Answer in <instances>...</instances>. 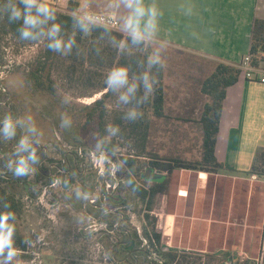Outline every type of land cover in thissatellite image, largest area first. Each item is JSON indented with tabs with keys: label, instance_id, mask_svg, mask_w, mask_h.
<instances>
[{
	"label": "rangeland",
	"instance_id": "rangeland-1",
	"mask_svg": "<svg viewBox=\"0 0 264 264\" xmlns=\"http://www.w3.org/2000/svg\"><path fill=\"white\" fill-rule=\"evenodd\" d=\"M45 6L66 11L56 4ZM121 33L134 38L133 34ZM46 38L45 33L38 41L18 40L0 16V186L15 174L19 182L30 184L31 193L23 199L20 183L11 181L5 186L22 205L16 224L25 248L9 249L15 250L11 259L9 251L5 255L3 250L0 264H114V247L124 244L125 237H131L136 248L143 249V239L147 243L144 233L151 231L144 220L143 204L126 187L124 171L116 158L141 151L137 158L139 172L147 169L150 154L199 160V117L209 102V97L200 92V84L211 70L205 67L203 74L196 72L186 63L194 56L139 39L144 49H130L127 54L158 57L163 117L144 112L149 120L147 143L140 150L126 125L135 112L125 103L130 87L138 82L144 86L149 76L142 69L139 73L125 72V82L115 85L104 101V142L114 148L107 153L93 149L94 143L74 127L73 118L81 119L84 108L105 93L103 86H109L111 73L118 69L89 65L83 56V43L69 57L67 40L43 58ZM141 57H137L138 62ZM36 69L46 91L35 90L26 79L25 74ZM8 119L13 124L11 135L3 131ZM117 119L120 123L115 125ZM30 154L34 158L28 157ZM21 160L27 171L17 174ZM263 197L264 184L249 181L248 173L174 170L167 193L155 197L149 217L154 220L156 233L161 232L159 222L164 221L166 236L172 234L174 224L173 237L162 238L161 245L177 254L228 251L240 260L259 264ZM157 258L153 256L147 262L139 258L133 264H151ZM116 260L120 264L122 254ZM131 262L129 259L125 264Z\"/></svg>",
	"mask_w": 264,
	"mask_h": 264
},
{
	"label": "trees",
	"instance_id": "trees-1",
	"mask_svg": "<svg viewBox=\"0 0 264 264\" xmlns=\"http://www.w3.org/2000/svg\"><path fill=\"white\" fill-rule=\"evenodd\" d=\"M14 8L21 13L18 18H13L12 16ZM75 9L74 4L70 2L65 12L49 9L50 14L41 13L38 11V6L35 5H33L29 12L28 6L20 0H0V16L3 17L6 28L18 40L25 41L30 38L32 41H38L45 33L47 34L46 40L48 46L45 48L43 58L53 51L54 47L51 45H53L55 40H67L69 57L75 53L79 43H83V56H85L91 66H113L115 69H122L128 74L139 73L141 69L148 72V83L144 86L140 82L133 84L126 96L125 103L135 112L127 118L128 124L126 125L129 129V134L138 141L137 147L142 150L145 143H147L149 122L144 112H150V115L155 118L163 117L162 66L157 59L154 60L156 57L146 53L142 57L139 54L132 53L131 56H128L127 53L130 52L127 51L130 49H144L142 40H137L131 36H124V34L118 31L85 24L73 16ZM28 15L36 18L37 22L35 25L25 24ZM55 26H58V31L55 35H52V30ZM25 29L30 32V35L27 37L23 35ZM82 37L84 38L83 40L81 39ZM69 44L71 45L70 47ZM110 45H115L116 47L111 48ZM117 46H121V48L118 49ZM248 54L251 57V64L253 66H260L264 62V20L256 19L253 22ZM136 56L142 58L141 62H138ZM239 75L240 70L237 66L218 63L212 73L204 78L200 84V92L209 97V102L204 104L199 117L202 130L201 156L199 160L190 161L178 157L159 158L156 154H150L148 167L144 172L150 169L152 172L155 171L164 176V179L161 182H149L142 178L144 172H139L140 167L137 165V158L142 154L141 151L134 152L132 155L117 156L116 161L122 167L125 174L126 187L143 204V210L145 211L144 220L151 225V231L144 233L147 237V244L143 249L136 248L131 237H125V243L121 244V248L118 247L119 245L114 247L112 256L114 264L117 263L116 256H121V254L123 260L120 261V264H125L129 259L132 261L130 264H133L139 258L145 259L147 262L146 254L150 253L149 249L160 258L158 259L162 264H189L188 253L177 254L161 245L162 233L155 232L154 220L153 218L150 219L149 213L152 211L155 197L159 194L167 193L170 176L174 170H190L215 174L222 169V164L216 160L214 155L221 105L225 89L234 84ZM25 76L27 81L36 88L35 90L46 91L44 83L40 80L39 69H36L34 72H27ZM114 87L115 85L111 87L110 85L103 86V89H106L105 93L100 98L94 100L90 106L84 108L85 113L82 118H73L74 127L78 128L82 132V135L90 138L91 143H94L93 149H101L107 153L113 152L114 148L110 143L104 142V118L107 111L104 101L111 95ZM118 123H120L119 119L114 121L115 125ZM32 156L34 155L30 154L28 157L34 158ZM252 173L258 174L260 178H264V150L256 152L248 171L249 175ZM11 177V179H6V183L0 186V217H3L5 214L8 215L6 221L7 227L4 229L6 232L9 228L12 230L11 243L4 248L5 255H7L9 249L16 248L23 250L25 248V239L19 234L17 229L18 224H16V221L21 217L22 205L12 192L8 191L9 186H5L11 185V181H16L15 183H20L21 185L22 198L28 199L27 197L31 196L29 183L24 181L19 182V178L15 174ZM147 182L150 184L148 187L143 184ZM115 200L118 203H122V200L117 198ZM260 249L262 252L259 264H264V241H261ZM248 263L253 264L252 262Z\"/></svg>",
	"mask_w": 264,
	"mask_h": 264
},
{
	"label": "crops",
	"instance_id": "crops-1",
	"mask_svg": "<svg viewBox=\"0 0 264 264\" xmlns=\"http://www.w3.org/2000/svg\"><path fill=\"white\" fill-rule=\"evenodd\" d=\"M70 2L76 7L75 12L114 14L121 30L132 34L127 20L133 9L126 7L123 0H37L36 3L56 4L64 10ZM142 6L145 9L140 22L143 38L194 56L186 63L202 74L205 67L212 73L218 63L238 66L248 54L254 20H264V0H142ZM150 19L153 26L146 29ZM260 67L264 68V62ZM259 150H264V87L240 74L225 89L214 155L222 164L220 171L239 175L248 173ZM158 228L162 238L173 237L174 224L169 236L164 234V221L159 222Z\"/></svg>",
	"mask_w": 264,
	"mask_h": 264
},
{
	"label": "clouds",
	"instance_id": "clouds-1",
	"mask_svg": "<svg viewBox=\"0 0 264 264\" xmlns=\"http://www.w3.org/2000/svg\"><path fill=\"white\" fill-rule=\"evenodd\" d=\"M22 2L28 6V10L30 12L33 5L36 4L37 0H22ZM123 2L125 3L126 7L133 9L131 15L128 17V20H127L128 27L132 29V34L135 39L137 40L142 39L143 34L140 31V22H141V18L145 15V9L142 6V0H123ZM38 11L41 13L50 14V10L45 5H40L38 7ZM20 14L21 13L19 10L15 8L13 9V12H12L13 18H18ZM152 15L153 16L155 15L154 10H152ZM86 19L90 20L91 17H86ZM36 22L37 20L33 16L28 15L26 17V20H25L26 25H35ZM152 26H153L152 20L150 19L148 21V25L146 26V29L151 28ZM57 31H58V26H55L52 30V35H55ZM23 35L27 37L28 35H30V32L27 29H25L23 32ZM51 46L58 49L62 46V41L55 40L53 45ZM70 46L71 45L69 44V47ZM156 59H158V57L154 58V60ZM125 79H126V73L124 70L121 69V70L113 71L109 78V85L110 87L113 85H116V86L121 85L125 82ZM3 131L8 135L12 134L13 124L10 119L5 121ZM21 143L23 145L25 142L22 141ZM26 171H27V166L25 162L21 160L20 166L17 168V174H22ZM7 219H8L7 214H5L3 217H0V253H2L4 248L11 243L12 230L9 228L7 232L3 231V229L7 227V224H6ZM14 254H15V250H10L9 259H11V257Z\"/></svg>",
	"mask_w": 264,
	"mask_h": 264
},
{
	"label": "built area",
	"instance_id": "built-area-1",
	"mask_svg": "<svg viewBox=\"0 0 264 264\" xmlns=\"http://www.w3.org/2000/svg\"><path fill=\"white\" fill-rule=\"evenodd\" d=\"M73 16L85 24L95 25L111 31L123 32L120 28V23L117 17L112 13L84 11L75 12L73 13ZM86 17H91V19H86ZM237 67L240 70V74L243 75L246 80L255 81L264 87V68H261L260 66H253L251 64V57L249 54H246L242 58L240 64ZM249 181L253 183L264 184V180H262V178H260L256 173H252L249 175ZM259 230L261 235V241H264V197ZM143 243L146 244V241L144 239Z\"/></svg>",
	"mask_w": 264,
	"mask_h": 264
},
{
	"label": "flooded vegetation",
	"instance_id": "flooded-vegetation-1",
	"mask_svg": "<svg viewBox=\"0 0 264 264\" xmlns=\"http://www.w3.org/2000/svg\"><path fill=\"white\" fill-rule=\"evenodd\" d=\"M149 250L150 253L146 254L148 260H150L153 256L157 257V255L153 251H151V249ZM187 255H188L189 264H249L244 260L238 259L236 256H234L228 251H223V252L221 251L216 254L214 252L188 253ZM151 264H162V263L158 259L157 261L153 260Z\"/></svg>",
	"mask_w": 264,
	"mask_h": 264
},
{
	"label": "water",
	"instance_id": "water-1",
	"mask_svg": "<svg viewBox=\"0 0 264 264\" xmlns=\"http://www.w3.org/2000/svg\"><path fill=\"white\" fill-rule=\"evenodd\" d=\"M142 178L149 182H161L164 179V176L154 174L148 169L142 174Z\"/></svg>",
	"mask_w": 264,
	"mask_h": 264
}]
</instances>
